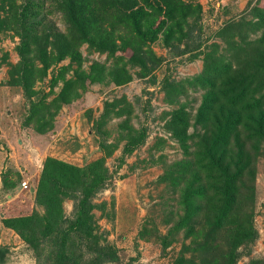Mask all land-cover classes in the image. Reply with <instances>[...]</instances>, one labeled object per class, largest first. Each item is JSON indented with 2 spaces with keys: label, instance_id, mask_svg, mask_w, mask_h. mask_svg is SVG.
Instances as JSON below:
<instances>
[{
  "label": "trees",
  "instance_id": "trees-1",
  "mask_svg": "<svg viewBox=\"0 0 264 264\" xmlns=\"http://www.w3.org/2000/svg\"><path fill=\"white\" fill-rule=\"evenodd\" d=\"M259 2L252 7L254 19L247 24L252 33L261 34L233 40L228 57L207 52L202 72L193 78L205 91L194 118L197 130L190 133L191 114L185 107L174 109L167 122L184 152L177 175L170 180L179 191L178 205L184 214L170 234L185 230L192 239L173 264H238L241 248H247L249 255L260 236L255 225V182L264 142V6ZM34 6L31 0H0V33L12 29L21 37V58L11 66L10 83L21 86L28 96L24 125L38 133L54 128L62 106L77 99L87 82L102 80L104 65L95 62L93 73L81 69L84 44L114 58L112 80L123 84L132 78L129 68L139 67L147 74L158 66L160 59L151 43L160 36L167 43L178 39L185 24L199 21L203 10L193 0H59L66 30L52 34L47 29L39 34L30 19ZM67 58L78 68L65 65L52 78V88L63 80L61 90L51 93L50 99L46 93L33 99L38 94L36 83ZM71 71L74 74L66 78ZM167 86L173 94L180 92L171 83ZM131 113L132 109L123 108L116 112L106 103L94 121L102 155L85 165L48 156L35 194L42 210L3 219L34 252L36 264H121L109 231L96 215L100 210L103 217L113 218L115 200L96 198L114 177L108 158L122 148L118 168L122 167L126 157L146 143V129L134 128L127 119L120 122L114 139L106 130L111 118H129ZM66 200L73 201L72 216L66 214ZM148 232L144 224L139 234ZM158 237L163 246L169 245V235L159 233ZM4 253L0 247V257ZM249 264H264V259H251Z\"/></svg>",
  "mask_w": 264,
  "mask_h": 264
},
{
  "label": "rangeland",
  "instance_id": "rangeland-1",
  "mask_svg": "<svg viewBox=\"0 0 264 264\" xmlns=\"http://www.w3.org/2000/svg\"><path fill=\"white\" fill-rule=\"evenodd\" d=\"M19 3L29 0H17ZM36 2L32 8V19L39 34L49 29L54 34L66 30L64 15L59 8V0H31ZM202 5L199 21L190 20L184 26L183 35L167 43L162 36L151 43V49L158 56V66L147 74L140 68H129L130 81L117 84L112 71L114 58L84 44L82 68L92 72V65L98 62L105 66L101 81L87 82L86 89L80 96L65 104L58 113L54 128L46 133H38L32 126H25L29 113L30 100L23 88L10 83L11 66L21 56L18 46L21 37L12 29L0 33V195L24 188L19 195L24 204V213L42 210L37 205L29 187L35 186L38 172L40 175L44 161L53 156L77 165H85L100 157L102 152L94 121L103 112L106 103L111 109H132L128 117H113L106 126L111 139L118 135L120 122L128 120L134 128H145L148 134L146 143L133 154L126 157V163L118 168V158L122 148L107 160L114 177L96 201L115 200V216L103 217L100 210L96 215L104 229L109 231V240L117 247L121 264H173L182 251L183 245L191 242L182 230L170 234L172 226L184 214L183 206L178 205L179 191L171 183L176 169L184 158V152L178 141L172 136L167 122L171 113L178 107H185L191 114L190 133L197 130L195 114L203 100L205 91L194 83V77L204 68L205 54L213 53L218 57H228L233 40L245 37L253 39L247 22L254 19L252 7L258 0H193ZM259 4L264 6V0ZM77 69V64L70 58L53 65L48 76L38 81L34 89L38 92L33 99L44 93L53 97L58 93L63 80L52 88V78L65 65ZM120 69V68H119ZM122 69V67H121ZM74 71L69 72L70 78ZM167 83L179 88L173 94ZM54 93V94H51ZM112 116L113 115L112 113ZM2 128L13 143L10 146ZM31 157V158H30ZM43 163V165H42ZM31 169L30 180L23 179L24 170ZM175 171V172H174ZM40 178V176H39ZM162 179V180H161ZM28 183L25 188L22 183ZM35 184V185H34ZM256 202L255 225L260 236L251 246L241 248L242 256L238 264H249L251 259H264V142L256 163ZM36 194V193H35ZM65 211L73 215L72 200L65 201ZM144 224L149 232L142 236ZM169 235V245L163 246L158 234ZM169 233V234H168ZM4 242L0 247L5 251L0 257V264H36L34 252L15 233L2 234ZM189 255V254H188Z\"/></svg>",
  "mask_w": 264,
  "mask_h": 264
},
{
  "label": "crops",
  "instance_id": "crops-1",
  "mask_svg": "<svg viewBox=\"0 0 264 264\" xmlns=\"http://www.w3.org/2000/svg\"><path fill=\"white\" fill-rule=\"evenodd\" d=\"M2 136H5L8 144L13 147V143L11 142V138L7 134H5L3 128H2ZM42 165H43V163H42ZM24 171L25 172L23 175V179H25L24 178V176H25L27 180H30V178H32V176H33V171L31 169H28V170L25 169ZM38 173L39 174L37 175L36 184L39 181L40 171ZM29 188H30L31 194H33V196H34L32 198H35L36 187L31 186ZM23 191H24L23 187L22 188L16 187L13 189V191L6 193L5 196L0 195V244L4 242L2 234L9 232V233H15L18 236V234L14 230H12L11 228H8L4 225L3 219L5 217H12V216L29 214V213L22 212V210L24 209L23 208L24 204H23V202H21L20 198H18L19 195L23 194Z\"/></svg>",
  "mask_w": 264,
  "mask_h": 264
},
{
  "label": "built area",
  "instance_id": "built-area-1",
  "mask_svg": "<svg viewBox=\"0 0 264 264\" xmlns=\"http://www.w3.org/2000/svg\"><path fill=\"white\" fill-rule=\"evenodd\" d=\"M22 185L25 187V188H28V183L27 182H23Z\"/></svg>",
  "mask_w": 264,
  "mask_h": 264
},
{
  "label": "water",
  "instance_id": "water-1",
  "mask_svg": "<svg viewBox=\"0 0 264 264\" xmlns=\"http://www.w3.org/2000/svg\"><path fill=\"white\" fill-rule=\"evenodd\" d=\"M34 190V189H33Z\"/></svg>",
  "mask_w": 264,
  "mask_h": 264
}]
</instances>
